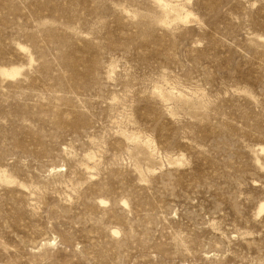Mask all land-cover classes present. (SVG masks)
I'll return each mask as SVG.
<instances>
[{"label": "rangeland", "instance_id": "1", "mask_svg": "<svg viewBox=\"0 0 264 264\" xmlns=\"http://www.w3.org/2000/svg\"><path fill=\"white\" fill-rule=\"evenodd\" d=\"M160 1L0 0V264H264V0Z\"/></svg>", "mask_w": 264, "mask_h": 264}, {"label": "bare ground", "instance_id": "2", "mask_svg": "<svg viewBox=\"0 0 264 264\" xmlns=\"http://www.w3.org/2000/svg\"><path fill=\"white\" fill-rule=\"evenodd\" d=\"M157 1H158L159 3H161L160 0H157ZM169 6H170V4H166V3H165V5H164L165 8H168ZM187 17H188V15H186V16L184 17V19L186 20ZM175 19H176V20H179V21H183V19L180 18L178 15L175 16ZM15 74H17V72H16L14 69H2V70H1V75H2V76L12 77V76H14ZM160 97H161V95H160ZM89 160H91V158H90Z\"/></svg>", "mask_w": 264, "mask_h": 264}]
</instances>
